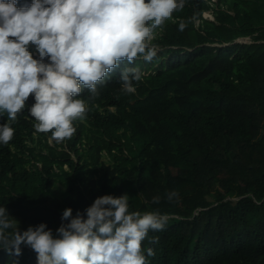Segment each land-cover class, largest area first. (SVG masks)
<instances>
[{
  "label": "trees",
  "instance_id": "16d2710c",
  "mask_svg": "<svg viewBox=\"0 0 264 264\" xmlns=\"http://www.w3.org/2000/svg\"><path fill=\"white\" fill-rule=\"evenodd\" d=\"M152 43V61H121L98 85L70 139L34 129L29 96L12 140L0 143V207L21 233L44 223L56 237L64 210L75 217L127 194L129 211L169 217L149 231L157 243L142 242L154 250L147 264H264V0H186ZM125 67L145 74L132 94L120 91ZM21 249L17 258L0 248V264H37Z\"/></svg>",
  "mask_w": 264,
  "mask_h": 264
},
{
  "label": "clouds",
  "instance_id": "9594fccd",
  "mask_svg": "<svg viewBox=\"0 0 264 264\" xmlns=\"http://www.w3.org/2000/svg\"><path fill=\"white\" fill-rule=\"evenodd\" d=\"M185 4L186 0H32L17 7V0H0V112L7 113V122L0 125V143L12 140V124L30 95L35 100L28 109L34 129L51 132L57 143L70 139L77 130L74 122L86 119L89 101L100 95L108 74L138 55L152 61L157 30ZM186 27L179 20V30ZM144 75L137 67H125L120 91L135 93ZM84 88L88 96L76 98ZM166 195L170 202L179 196L176 191ZM152 202L159 203L160 197ZM61 219L69 222L61 224L56 237L44 223L21 233L17 221L0 207V248L18 258L22 244L30 247L37 253V264H147L144 252L151 257L154 250L142 249V242L148 238L150 244L157 243L158 237L149 238V231L163 230L169 217L159 210L129 211V196L124 194L99 197L75 217L68 208Z\"/></svg>",
  "mask_w": 264,
  "mask_h": 264
},
{
  "label": "rangeland",
  "instance_id": "374dc122",
  "mask_svg": "<svg viewBox=\"0 0 264 264\" xmlns=\"http://www.w3.org/2000/svg\"><path fill=\"white\" fill-rule=\"evenodd\" d=\"M203 17H204L205 19H207V20L212 21V17H211V15H210L209 13L204 14ZM238 42H239V43H243V44H250V43H251L250 40H248V39H242V40H239Z\"/></svg>",
  "mask_w": 264,
  "mask_h": 264
}]
</instances>
